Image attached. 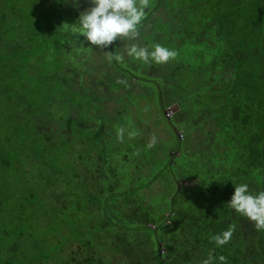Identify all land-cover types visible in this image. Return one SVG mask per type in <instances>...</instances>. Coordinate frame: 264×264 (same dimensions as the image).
Segmentation results:
<instances>
[{"label": "trees", "instance_id": "obj_1", "mask_svg": "<svg viewBox=\"0 0 264 264\" xmlns=\"http://www.w3.org/2000/svg\"><path fill=\"white\" fill-rule=\"evenodd\" d=\"M151 1L156 8L142 21L150 33L106 49L80 44L84 38L64 25L72 17L46 23L45 11L34 20L35 43L17 16L19 41L6 46L10 28L0 20V264H201L210 252L225 258L214 264H264V230L226 203L232 182L264 190V0H211L219 4L213 8L204 0ZM157 9L166 15L150 20ZM132 43H159L176 55L145 64L127 55ZM114 54L122 60L110 62ZM191 60L202 76L200 94L189 96L203 106L197 114L184 96ZM146 100L156 102L166 126L170 151L156 156L166 175L147 156L154 140L142 141L135 116L148 114ZM167 106L177 107L185 127L163 115ZM205 113L204 123L223 114L232 126L187 143L195 132L189 124L197 129ZM117 128L137 135L117 140ZM179 182L188 185L179 190ZM162 184L173 193L168 216L149 204ZM10 223L18 231L13 243L4 234ZM230 226L229 241L217 247L209 237Z\"/></svg>", "mask_w": 264, "mask_h": 264}, {"label": "clouds", "instance_id": "obj_2", "mask_svg": "<svg viewBox=\"0 0 264 264\" xmlns=\"http://www.w3.org/2000/svg\"><path fill=\"white\" fill-rule=\"evenodd\" d=\"M72 4L78 7L79 0H72ZM149 6L150 0H88V6L80 11L76 21L64 25L68 26L66 30L76 36L77 40L81 36L84 38L80 44L84 45L88 42L99 49H106L116 40L125 42L127 39H135L139 35V25ZM126 53L133 60L145 64L149 62L164 64L176 55L174 50L159 43L151 46L132 43L126 47ZM108 59L110 62L113 59L119 62L122 56L114 54ZM125 135L131 139L137 135V132L134 129L117 128V140H123ZM232 183L234 192L226 202L228 206L254 222V227L258 231L264 230V190L252 192L247 183ZM232 231L233 228L230 226L222 233L210 236L209 239L217 247L223 246L229 241ZM224 259L223 256L214 257L210 252L201 264H214V261L223 262Z\"/></svg>", "mask_w": 264, "mask_h": 264}, {"label": "rangeland", "instance_id": "obj_3", "mask_svg": "<svg viewBox=\"0 0 264 264\" xmlns=\"http://www.w3.org/2000/svg\"><path fill=\"white\" fill-rule=\"evenodd\" d=\"M53 1H58L60 2V4H62L64 6L63 7H60L59 10L55 11V10H52V8H49L47 6V0H0V20H3L5 22V24H1V29L4 30V28H10V30H6V35H5V45L6 46H17V40L16 39V36H15V32H16V19H17V16H20L22 18V22L26 23L27 26L24 25V27L21 28V32L23 34V36H26L27 37V40L30 41V43H35V40L34 39H37V35L38 34V31H39V27L37 26V23L35 22L34 23V20H39V17L37 16L38 13H43V11L47 12L49 15H51L50 17L48 18H45L44 21H46V23L50 22L51 20L52 21H55L56 20V17L58 18L59 16L61 15H65V11H66V7L68 5H71L72 4V0H53ZM206 1L209 3H206ZM205 2V3H204ZM204 4L201 2L202 6H205V4L209 5L210 7L212 6H215V7H219V4H213L211 3V0H204ZM213 4V5H212ZM228 4V1H223V4H222V7L227 5ZM45 7V8H44ZM207 6H206V9H205V12L203 11V17L206 18L207 14H208V10H207ZM44 9V10H43ZM187 10L185 9L184 12H186ZM175 12V15L173 17V22H174V26L176 29H178V24L177 21H178V16L180 15V12L178 11H174ZM188 13L190 12V9L187 11ZM2 16H5L4 18H1ZM77 18H73L72 21L73 23L76 21ZM176 22V23H175ZM22 24V23H21ZM34 24V25H33ZM28 29L30 30L28 32ZM145 28H142V31L144 30ZM177 30H175L174 32L172 33H176ZM252 31V30H251ZM145 38H147L146 36H144ZM140 39L136 40V42H139ZM128 42H133V41H127ZM1 49H5L4 48H1ZM183 50V49H182ZM181 50V51H182ZM192 61V60H191ZM211 61V60H210ZM214 61V59L212 60ZM208 62V61H207ZM192 64V68H189V70L187 71L186 75H185V71H184V83L186 81L189 82L188 83V86L186 87L185 89V100H186V97L188 98L191 94L192 95H199L200 94V89H198V85L201 86L200 82H201V74L200 73H195L194 71V60L191 62ZM241 68H248L246 66H243ZM211 72L207 75L205 74L204 75V78L208 79V81L210 80V78L212 77L211 76V73L213 72V76L215 74V71L213 68H211ZM13 72V71H12ZM249 76V75H248ZM214 79V77H213ZM107 78L104 77V81H106ZM151 84H154L153 82ZM207 87H209V83H206ZM221 85V84H220ZM219 85V86H220ZM147 90L144 89V91H142V95L145 96V94L147 93H150V89H152L151 85L147 84ZM139 88V87H138ZM140 89V88H139ZM166 88L165 89H162V91L165 92ZM180 91V90H179ZM180 94V92H178ZM182 93V92H181ZM198 97V96H196ZM195 97V98H196ZM194 98V97H192ZM189 97V104H187V108H190L192 110H194V113L197 114V112H201L202 111V108L203 106H201L199 103H191V99ZM144 101V98H142ZM197 100V99H196ZM136 101H133L134 104ZM146 107V113H148L147 115L145 116H141L140 117V114L141 112H137L135 116H137V122H139L138 124L141 125V128L140 130L144 131V134H147L145 136L142 135V141L145 140V138L149 139L152 138L154 140V143H152L151 145V148H149L148 150V154L147 156H152L154 161L153 163H156V166L157 168L161 169L160 170H157V171H160L162 172V175H166V174H169V169L165 168L164 166V163L160 161L161 157L165 154L164 152H168L170 151L169 150V147H170V144L168 142V140L166 141L167 143L164 144V141H165V138H166V132H164L163 130L166 131V126L165 124H161L159 123V121L157 120L156 116H158L159 118L161 117V113L157 112L155 109L156 107V102L155 101H150L148 102L146 100L145 102V105ZM163 112V115L165 117H167L168 119H173L175 118V115H176V112H177V107L176 106H167L165 107L163 110H161ZM155 113V114H154ZM145 114V113H143ZM207 113L204 114L203 116V123H196L198 126H197V129L196 127L194 126V123L193 124H189V125H193V128L191 129V131H195V132H191L190 134V137H189V140L187 143H190L192 142L193 145H196V144H199V135H201L202 137V134L205 132V130H210V132L213 134V133H217L218 130H222V127L225 128L224 130L226 132L229 131L230 127L232 126V121H228L226 118H225V115H221V119H219V116L217 117L216 116V119L217 120H213V121H208V122H205L204 123V120L205 118L207 117L206 115ZM156 115V116H155ZM189 116V115H188ZM193 117H196L194 115H191ZM189 116L188 119L190 121H194L195 119H192V117ZM175 121L178 122L180 125H182V127L186 126V122L184 121V118H181V116H178L177 118H175ZM169 125V124H168ZM139 126V125H138ZM159 130H162L161 133H159ZM142 133H140L138 131V135H140ZM191 138H192V141H191ZM156 156L157 157H160V159H157L156 160ZM132 158H135L134 156ZM140 164V163H139ZM160 164V166H159ZM187 167V165H186ZM207 170L209 172V168L207 167ZM157 171H154V172H157ZM206 176H208L206 174V172L204 171L203 172ZM176 175V172L174 173V176ZM198 178V181H201V178L200 176L196 177ZM161 183V182H160ZM187 184V183H186ZM185 183H182V182H179L178 183V186H179V190L180 188H182L183 186H187ZM164 184H162V191H164L163 188H165V186H163ZM160 187V186H159ZM158 189V187H157ZM144 193H146V191H144ZM170 192H167V191H164V193H157L155 195H153L151 198H149V204H154V207L155 208H158V211H160V213L164 214L165 216H168V208L169 207V198L172 196L173 193H170ZM146 196H149V195H146ZM1 201V200H0ZM126 205L125 204H121V207L118 208L119 211L121 210L122 212H126ZM1 212V211H0ZM16 228V225L14 223H10L9 224V228L6 227V230H4V234L7 235L6 238L7 239V242L8 243H13L17 235V230L15 229ZM10 230V231H9ZM128 238V237H127ZM18 239H20V237H18ZM166 251L165 250H160L159 249V254L162 255L164 254Z\"/></svg>", "mask_w": 264, "mask_h": 264}, {"label": "crops", "instance_id": "obj_4", "mask_svg": "<svg viewBox=\"0 0 264 264\" xmlns=\"http://www.w3.org/2000/svg\"><path fill=\"white\" fill-rule=\"evenodd\" d=\"M47 2H48V4H50V7H52V10H59L60 9V7H63L64 8V6L62 5V4H60V2H58V1H53V0H47ZM59 6V8H57ZM88 6V0H79V6L78 7H76V6H73V4H71V5H68L66 8V11H65V15L63 16V15H61L62 16V18H69L70 19V17H72V19L73 18H78V15H79V13H80V11H83L86 7ZM155 3H153L151 0H150V6H149V8L148 9H146V14H145V17H144V19L143 20H145V18H147L154 10H155ZM45 13H47V12H45ZM44 13V14H45ZM163 13H164V11L163 10H156L154 13H153V15H152V17H151V19L150 20H152V21H154V20H159V19H161L162 17H164L166 14L164 13V16H163ZM48 14V13H47ZM45 16H46V14H45ZM47 16H49V15H47ZM50 17V16H49ZM142 20V21H143ZM152 24V23H151ZM149 26V25H148ZM142 28H146V25H145V23H142L141 22V24L139 25V35L135 38V39H128L129 41H133V42H136V40H138V39H140V36L141 35H145V34H149L150 32H149V29H147V30H143L142 31ZM140 41V40H139Z\"/></svg>", "mask_w": 264, "mask_h": 264}]
</instances>
